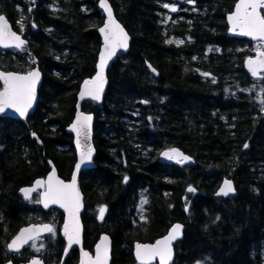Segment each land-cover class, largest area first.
Instances as JSON below:
<instances>
[{"label": "trees", "instance_id": "trees-1", "mask_svg": "<svg viewBox=\"0 0 264 264\" xmlns=\"http://www.w3.org/2000/svg\"><path fill=\"white\" fill-rule=\"evenodd\" d=\"M237 1L110 0L131 49L109 70L104 107L83 103L96 115L97 167L83 171L81 187L85 247L93 251L108 233L113 264H137L135 242H155L177 222L185 232L173 264H264V76L255 80L245 68L263 43L228 35ZM98 3L0 0V15L29 41L22 51L0 50V70L38 66L44 76L26 121L0 117V264L37 255L61 264L64 214L43 210L38 196L25 200L20 190L46 178L50 161L71 178L77 152L66 129L81 84L97 71L105 23ZM174 147L196 164H162L159 153ZM226 178L237 194L217 197ZM191 186L199 193H187ZM42 222L57 231L40 239L42 253L31 245L20 254L8 250L22 227ZM77 258L75 249L66 264Z\"/></svg>", "mask_w": 264, "mask_h": 264}, {"label": "snow or ice", "instance_id": "snow-or-ice-1", "mask_svg": "<svg viewBox=\"0 0 264 264\" xmlns=\"http://www.w3.org/2000/svg\"><path fill=\"white\" fill-rule=\"evenodd\" d=\"M194 2V0H190ZM101 4L108 11V24L105 25V28H102L101 31L105 32V29H108L111 26V36L113 37V42L115 46L121 48H127L128 37L124 33L123 29L120 28V25L117 24L113 18L111 9L108 7L106 0H101ZM164 7H169L165 4ZM261 9H264V0H238V3L235 5L234 13L229 15L228 19L232 23V30L236 31L239 29V34L250 36L255 40L264 41V14H261ZM31 11V9H29ZM171 11H177L176 7H171ZM109 34L105 35V42L108 43ZM12 42L11 44L9 42ZM172 43V41H168ZM182 43V41L180 42ZM24 44V41L18 36L15 32H12L10 26L8 25L6 19L3 16H0V45L4 47L15 46L16 48H21ZM115 52V47L109 52L108 57L110 58ZM260 59L252 60L249 59L248 65L252 72L253 76L258 75L260 69H264V52H260ZM106 63V57L101 56V63L99 65L100 71L98 72L94 81H85L84 87L87 91L90 84H96V91L88 92L87 94L91 95L93 99H100V91L103 88L104 81V66ZM255 65V66H254ZM207 75V74H205ZM39 80V72L32 71L27 75H19L16 73H5L0 71V81H3V90L0 91V112H3L5 108H15L16 111L20 113L21 116L26 115L27 109L31 107L32 100L35 96V86ZM86 93L81 92V98L84 97ZM264 103V100H262ZM90 116H84L83 114L77 116V123L73 125V129L77 132V143L79 144V137L83 134L85 137L89 135L90 128ZM247 147V145H245ZM174 154V155H173ZM169 159L175 157H182L178 159L177 162H184L189 158L183 156L179 153L178 150L173 149L172 154L166 152L164 153ZM87 158H91V149L87 153ZM85 159V154H81V162ZM77 170H79V165H77ZM127 179V178H125ZM43 187L45 190L42 194V199L45 207H48L49 204H59L61 207L65 208L69 214V220L72 221L75 218V214L79 211V192L76 189V179L73 177L71 183H65L62 180H59L55 176L53 171L47 181H36V186L33 188L22 189L26 199L32 198V193L36 192L39 188ZM189 191H194V189L189 188ZM233 191L231 183L225 181V187L221 189V192L224 195H227L229 192ZM39 202V201H38ZM145 200L143 203H146ZM106 211L105 207L99 209L100 218L103 219L104 213ZM181 229L180 225L173 227L172 232L165 238L156 241L153 245H136V256L141 261V264H147V262L159 257L160 264H167V261L171 259V241L176 238V235L179 234ZM54 232L52 225H42L40 227L33 226L31 228H25L22 230L21 234L12 242V247L15 250L27 243L29 240H32L35 237V234L40 232ZM64 234L67 237V245L70 249L73 244L80 243L79 236V227L78 220L74 226L65 224ZM107 241V237L101 242L102 244ZM84 257L88 261V264H106L107 261V245L103 250L98 245L95 259L89 256V253L84 252ZM31 264H42L40 260H33Z\"/></svg>", "mask_w": 264, "mask_h": 264}, {"label": "water", "instance_id": "water-1", "mask_svg": "<svg viewBox=\"0 0 264 264\" xmlns=\"http://www.w3.org/2000/svg\"><path fill=\"white\" fill-rule=\"evenodd\" d=\"M106 3L108 5V7L111 9L113 20L117 24H119L120 28H122L124 33L127 34V37H128L127 45L128 46H127V48H121L119 46H115V44L113 42V37L110 34V32L112 30L111 26H109L108 29H105V32L101 31V29L105 28V25L108 24V11H107L106 8H104L102 6L101 0H99L98 9L105 14V23L98 30V32H99V34H100V36L102 38V47H101V50H100V53H99V57H98L97 71H96V74L93 77L85 79L83 81V83L81 84L80 90H79L78 95H77V106H76L77 111H76L74 120L72 121V123L66 129L67 132L72 134L73 137H74V146H75V149H76V152H77V162H76V164L74 166V170H73V173L71 175V178L69 180H66L65 178H63L60 175L59 170H58L57 166L54 164V162L50 161L49 164H50L51 170L48 173L46 178L37 179V180H35L33 182L32 185L22 188V189H26V188L35 187L36 186V181H38V180L46 182L48 177L50 175H52L53 171L55 172L56 178L59 179V180L64 181L65 183H71L73 177L75 176L76 189L79 192V211H78V213L75 214V218L72 221L69 220L68 211L65 208L61 207L59 204H49L48 207L44 206L43 199H42V194H43L45 189L43 187L39 188L36 192L32 193V198H33V196L37 192H41L40 198H41V206H42L43 210L50 211L51 209H57V210L61 211L64 214V223L62 225L61 234L65 237L66 242H67V237L64 234V226H65V224H69L70 227H71V226H74L76 224V221L78 220L80 243L79 244H73L70 249L68 248V245H67V247H66V249L64 251V254H63V258H62L61 264H66V261H67L68 257L70 256L71 252L75 248H77L79 253H80L79 264H88V261L84 257L83 253L87 252V253H89L90 257L95 259L97 246L99 245L101 247V249L103 250V248L105 247V244L107 245V261H106V264H113V239L108 233H103L100 236V239L98 240V242H97V244H96V246H95L93 251H91L89 249H86V247H85V225H84V221H83V214L85 212L86 204H85V195H84V192H83L82 187H81V178H82L83 171H85L87 169H94V168L97 167L96 162H95V159H96V156H97V148H96V145H95V132H94V130H95V122H96V115H95V113L84 111L83 110V103L87 102V101H90V102L96 103L100 108L104 107L105 97H106V94L108 92L109 84H110L109 70L111 69L113 64L117 61L119 56L125 55V54H127L130 51L131 42H132L131 34L129 33V31L127 30L125 25L117 17L115 9H114L112 3L110 2V0H106ZM237 3H238V1H237ZM234 10H235V7H234ZM234 10H233L232 13L228 14V16H227V22H228V25H229L228 35L231 36V37H237V38H240V39H247V40H250V41H253V42L260 41V40H255V39H253L250 36H245V35L239 34V29H237L236 31L232 30V23L228 19V17H229V15L234 13ZM263 10L264 9L260 10L261 14H264ZM0 16H3L6 19L8 25L10 26L11 31L15 32L24 41V44H23V46L21 48H16L15 46L4 47L3 45H0V50H4V51H8L10 49L23 50L24 48H26L28 46V44H29V41L27 40L25 35L17 32L14 29L13 24L11 23V21L9 20V18L5 14L0 15ZM106 33L109 34V38H108V43L107 44L105 42ZM260 42H264V41H260ZM9 43L11 44L12 42L10 41ZM113 47H115L114 54H112L110 58H107L109 52L112 50ZM260 52H264V49L258 50L256 52V54L253 57L249 58V59H252V60L260 59V56H259ZM102 55L106 57V63H105V66H104V73H103V76H104L103 88H102V91H100V93H99L100 99L97 100V99H93L91 95L87 94L89 91L94 93L96 91L97 85L96 84H90L88 90L86 91L85 87H84V82L85 81H94L95 80L98 72L100 71L99 65L101 63V56ZM249 59H247L246 62H245V68H246L247 72L250 74V76L253 79H261L263 77V75H264V69H260L258 71V75L257 76H253L252 72H251V70L249 68V65H248ZM0 71L5 72V73H16V74H19V75H27L29 72H32V71H38L39 72V80L37 81L36 86H35V96H34V99L32 100L31 107L27 109L26 115L21 116L20 113L18 111H16L15 108H5V110L3 112H0V117H2V118H12V119H17V120H21V121H26L28 119V117L33 112L36 111L38 103H39V90H40V88L42 86V83H43V80H44V76H43L42 71L40 70V68L38 66L35 67L33 70L27 72V73H21V72H15V71H5V70H0ZM0 82L2 84V89L0 91H2L3 90V81H0ZM82 91H84L86 93L83 98H81V95H80ZM81 114H83L84 116H90L91 117V121H90L89 135L87 137H85L83 134H81L80 137H79L80 143L78 144L77 143V139H78L77 132L73 129V125L77 123V116L81 115ZM89 149H91V158L90 159L87 158V153H88ZM173 149L178 150L179 153L183 154V156H186L189 159L181 163V162H177V161H178V159H182V157H175L174 156L173 159H169L167 156L164 155V153H166V152L172 154V150ZM82 153L85 154V159L83 160V162H81V154ZM158 159H159V161L162 164H168V165H174V164H180L181 163L183 165L193 166V165L196 164V161L191 156L186 154L182 149H180L178 147L167 148V149L162 150L159 153ZM77 165H79V170H77ZM225 181L230 182L231 186H232V189H233V191L229 192L227 195H224L221 192V189L225 187ZM189 188L194 189V191H189L188 190ZM189 188L187 189V193H194V194H198L199 193V191L197 189H195L193 186H191ZM21 190H20V194L25 198L24 193ZM236 194H237V188H236L234 180L226 178L223 181V183H222L221 187L219 188L218 192L216 193V196L217 197L228 198V197H234V196H236ZM31 199H26L25 198V200H31ZM184 200L185 201L187 200V196L184 197ZM186 211L187 212L189 211V207L186 208ZM105 213H106V211H105ZM105 213H104V216H105ZM104 216H103V218H104ZM45 224L52 225L53 228H54V225L52 223H50V222L31 223L29 225H26V226L22 227L19 230V232L9 242L8 250L11 253L20 254L33 241H35V240H37L39 238L48 236L49 234H51V233L46 232V231L45 232H40L38 234L34 233L36 238H34L32 240H29L27 243L23 244L19 248L18 251L13 249L12 247H10V245H12V242L17 238V236H19L21 234L22 230H24L25 228H31L33 226L40 227V226L45 225ZM176 225H180L181 229L179 230V234L176 235V238L171 241V259L167 261V264H173V262L176 259L175 245L179 241L183 240V238H184L185 224H183L181 222L175 223L172 226L171 230L166 235H164L163 237L158 239V240H161V239L165 238L166 236H168L172 232L173 227H175ZM105 237H107V241H105V243L102 244L101 242L104 240ZM158 240H156V241H158ZM156 241L155 242H151V243H149V242H147V243L135 242L133 254H134V257H135V260H136L137 264H141V261L136 256V250H137L136 249V245H138V244L139 245H153V244L156 243ZM37 259L42 261V264H45V261L40 256H35L29 262H24V263H21V264H31V262L33 260H37ZM156 263L160 264L159 257L147 262V264H156ZM7 264H14V263L13 262H8Z\"/></svg>", "mask_w": 264, "mask_h": 264}, {"label": "rangeland", "instance_id": "rangeland-1", "mask_svg": "<svg viewBox=\"0 0 264 264\" xmlns=\"http://www.w3.org/2000/svg\"><path fill=\"white\" fill-rule=\"evenodd\" d=\"M264 48V45L261 44L257 47L256 51L257 50H260V49H263ZM262 92V90L260 91ZM262 107H264V105H262ZM147 198L145 197L144 201L146 200ZM147 201V200H146ZM148 205V203H142L141 205V211L142 213H144V210L146 209V206ZM57 235V231L55 230L52 234H51V237H54ZM31 250H35L36 253H42L43 251V248H44V242H42L41 240H36L34 241L32 244H31Z\"/></svg>", "mask_w": 264, "mask_h": 264}, {"label": "flooded vegetation", "instance_id": "flooded-vegetation-1", "mask_svg": "<svg viewBox=\"0 0 264 264\" xmlns=\"http://www.w3.org/2000/svg\"><path fill=\"white\" fill-rule=\"evenodd\" d=\"M40 195H41V192H38V193H36L35 196L40 197ZM73 251H74V250H73ZM62 258H63V257H62ZM79 261H80V253H79V251H78V258H77V262H76V264H79ZM61 262H62V260H61Z\"/></svg>", "mask_w": 264, "mask_h": 264}]
</instances>
